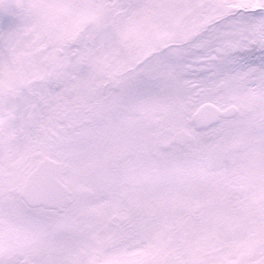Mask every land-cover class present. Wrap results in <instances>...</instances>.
Segmentation results:
<instances>
[{
    "label": "snow or ice",
    "instance_id": "1",
    "mask_svg": "<svg viewBox=\"0 0 264 264\" xmlns=\"http://www.w3.org/2000/svg\"><path fill=\"white\" fill-rule=\"evenodd\" d=\"M0 264H264V0H0Z\"/></svg>",
    "mask_w": 264,
    "mask_h": 264
}]
</instances>
